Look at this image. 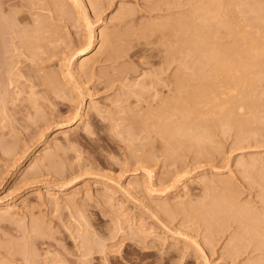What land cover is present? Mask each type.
Instances as JSON below:
<instances>
[{"label": "rangeland", "instance_id": "rangeland-1", "mask_svg": "<svg viewBox=\"0 0 264 264\" xmlns=\"http://www.w3.org/2000/svg\"><path fill=\"white\" fill-rule=\"evenodd\" d=\"M61 1V16L41 8V1L40 7H23L27 27L42 18L49 28L40 45H14L0 32V207L7 210L0 212V256L11 257L4 264H23L27 251L33 264H264L262 252L250 247L227 253L242 232L238 217L219 219L206 212L211 198L234 191L238 205L264 213V180H259L264 177L259 176L264 171V64L247 75L255 91L243 88L256 104L254 118L248 108L236 112L247 115L248 126L225 125L214 105L210 114V104L201 125L211 136L205 132L208 139L197 146L203 154L181 139L179 157L166 156L154 128L145 130L129 119L171 99L175 75L197 66L193 51V59L181 51L183 24L188 21L192 31L198 21L190 11L195 4L77 0L85 6L82 11L76 0ZM207 5L199 11H215L221 20L240 22V28L247 22L246 30L264 37V0ZM125 10L132 13L122 15ZM179 15L189 19L181 22ZM168 19L181 20L169 36L167 29L151 26ZM89 29L93 45L83 55L79 51ZM104 34L118 52L102 43ZM84 60L86 66L79 68ZM228 92L218 101L225 108L232 95L243 100L242 90ZM198 207L202 215L196 217Z\"/></svg>", "mask_w": 264, "mask_h": 264}, {"label": "bare ground", "instance_id": "bare-ground-1", "mask_svg": "<svg viewBox=\"0 0 264 264\" xmlns=\"http://www.w3.org/2000/svg\"><path fill=\"white\" fill-rule=\"evenodd\" d=\"M40 1L42 2L41 8L47 7L49 11L51 9H52V12L55 11L54 13L56 15L57 14L60 16L64 15V13H65V11L63 9L64 5L62 3L63 1H61V0H0V32L3 35H4V33H6V35L9 36L8 42L10 41L14 45H16V43H17V45L20 44L21 46L26 47V46L40 45L42 42H44L46 40L47 36L45 33L49 32V28L47 27V25H45L44 20L42 18L33 19L32 26L27 27V24L29 25L30 22H29V19L25 16L26 14L24 15L23 14L24 12H22L23 7H25V9H26V7L28 9H32V7L33 6L35 7V5H38L40 3ZM154 1H156V2H158V1H164V2L169 1V2H172V4L178 3V7H180L182 5L181 0H154ZM190 1H192V3L195 4L194 7L193 6L191 7L190 11L195 13L193 17H194V19H197L198 21L194 20L196 22V25H193L195 27L194 28L192 27V31H190L191 29L189 27L188 21H186V22L184 21L185 24L181 23L184 25L183 27L185 28V34L183 36L182 42L186 43L185 49H183L181 51H186V54H188V55L190 54L191 51H193V53H191V54H193V55H194V53L196 54V56L194 57V62L197 64V66L194 68V70L191 68L192 72H190L188 74L183 73V75H182V72H181V74H179L180 73L179 72L175 75V76H177V77H175L176 93L175 92H174L175 94L173 93L174 95L171 96V99H168L165 101L163 100L162 102H160L161 104L157 107L155 106V108L150 107L149 109H146V110L144 109V111L138 110L139 112L137 111V113H135L134 116H132V119L131 120L129 119V121H131V124H134V125L136 124V125H140V126L142 125V127L143 126L145 127V130H147L149 127L152 129L154 128L155 133H157L159 135L158 136L160 138V139L158 138L159 141H162V143L164 144L163 148H162V149H164V151H163L164 154H166V156H170V157L173 155H176V156L178 155V157H179V154H180L179 149L181 148V146L183 147V141L181 142L180 141L181 139L185 140V143L187 142V144L190 145L191 147L194 148V146H195L196 147L195 149L197 150L196 152L203 154V151L200 150L201 148L199 149V148H197V146L199 147V144L201 142L208 139L207 135L209 137L210 133L208 132L207 129H206L207 131H205V128H203L204 122L202 123L203 125H201V121L203 120L204 116H206L205 114H209V112L211 114L213 112L214 107L216 110H218V111L220 110V112H222L223 116H222L221 120L223 121V123L225 125H229L231 127L237 126L235 128H240V130H242L241 128L243 127V125L244 124L247 125L246 122L249 123L247 121L248 120L246 117L247 115L245 117H241V114H239L240 115L239 116V115H237L238 113H236V112L239 111L240 113H242V110H244V108H248V110L250 111V113H248V114L253 116V118L255 116L254 115L255 112L253 110H254L256 104L252 103L251 102L252 100L249 99V97L252 94H250V96H249V89L248 90L245 89V91L243 89L245 87L247 88V87L251 86L250 92L253 90L255 91V85L250 84V82L247 83V75L252 69H254V68L260 69V66L262 64H264V63H262V62H264V37H257L254 32H249L248 30H246L245 27L249 26V25H247V22L244 26H242L240 28L238 26V24H240V22L238 23L236 21V23H237L236 24V23H233L232 19L231 20L226 19V21H225V19L221 20L218 13H216L215 11H212L210 9L206 10L205 12L199 11L201 9V6H203L202 7L203 9L207 8L208 7L207 2H214V0H190ZM91 2H93V1H91ZM169 2H167V3H169ZM200 2H201V4H200ZM76 4H78V1ZM84 7L85 6H83V9H84ZM47 8H43V9H47ZM262 8H264V7H262ZM83 9L81 7L82 11H84ZM121 12L124 13L122 15H127V16H128V14L130 15L132 13V12L130 13L129 10H125V11H121ZM258 13H260V12H258ZM177 15H178V13H177ZM260 17H264V15H262ZM123 18H124V16H123ZM178 18L181 19L180 15ZM85 19L88 23L86 25V28H91L89 26L90 22H88L87 18H85ZM85 19H84V21H85ZM182 19L186 20V19H189V17L185 18V16H184V17H182ZM168 20L166 22H168ZM181 20H179V21H181ZM262 20H264V18H262ZM169 21L170 22L168 24L162 22L160 24H157V23L152 24L151 26L154 25L153 28H156V29L158 28V29H161L162 31L164 29L166 31V29H167L168 34L167 33H165V34L167 36H169L170 33L174 32L178 28V26H180L179 25L180 23H178L177 21H174V19L173 20L171 19ZM181 22H183V20ZM147 24H148V26H150L149 23H147ZM191 24H193V23L191 22ZM261 26H264V25L261 24ZM219 28H223V29H219ZM87 31H88L87 32L88 35L86 36V40H84L85 44H84L83 48L79 51V53L83 54V55L85 53H87L88 49L93 45V40H94V32H92L91 29H89ZM54 32H53V34L56 33V32L55 33ZM43 39H45V40L42 41ZM102 41H103L102 42L103 44L107 45L106 47H109L111 49V50L109 49L110 51L116 52L118 45L110 37L109 34L108 35L104 34ZM17 48H15V49H17ZM179 51L180 50H178L177 52H179ZM117 52H118V50H117ZM71 56H74V53L70 55V58H71ZM117 56H118V54H117ZM192 56H190V57L193 59ZM85 60L81 61V63L79 64V68L83 69V67L86 63ZM180 63H182V62H180ZM185 63H186V61L185 62L183 61L184 66H183V64H182V66L184 68L187 64V63L186 64ZM191 64H193V63H191ZM186 67H188V66H186ZM7 73H9V72H7ZM18 74H19V71H18ZM13 75H14V73H13ZM255 79H257V78H255ZM248 80H250V79H248ZM253 87H254V89H253ZM224 89L227 92L228 91L237 92V91L242 90L243 100H238V99L234 98V95H232L234 93H231L230 95H232V96L227 101L228 107L225 108L224 102L223 103L218 102V101H220V99L223 96H225L224 94H226V91H224ZM238 94H240V93H237V95ZM226 95H228V94H226ZM210 104L212 105V106H210L211 110L208 107V105H210ZM215 104L217 106H215ZM213 105H214V107H213ZM204 107H207L210 111L208 112V109L205 110L206 108H204ZM216 110H214V111H216ZM77 115H75V116H77ZM209 116H211V115H209ZM206 118H207V116H206ZM219 126H220V124H219ZM128 131H129V129H128ZM142 131H143V128H142ZM149 132H147V133H149ZM205 132L206 133L208 132V134L206 135ZM243 132H244V130H243ZM248 132H250V130ZM157 134H155V135L157 136ZM240 134H242V133H240ZM250 134L255 135L256 132L252 131ZM209 140H210V138H209ZM177 144L179 145V147ZM186 145L184 147L189 148V149L191 148L190 146L188 147ZM200 146H202V145L200 144ZM186 148H183V149H186ZM195 149H194V151H195ZM147 150L148 149H146L145 151H147ZM186 150H188V149H186ZM180 151L182 152V150H180ZM178 152H179V154H178ZM150 153L152 154V152H150ZM50 159L51 158H49V161H50ZM30 164H31V161L29 163H27V165H25L24 168L26 169V168L30 167ZM250 164L253 165L252 163H250ZM52 166H53V164H52ZM262 167H264V166H262ZM245 169H247V168H245ZM249 170L251 172V169H249ZM148 172L150 174V171H148ZM33 175H37V172H35V173L33 172ZM260 175H264V171H262V174H259V176ZM148 176H150V175H148ZM250 177H251V175H250ZM211 180L213 181L214 179H211ZM259 180L261 182V180H264V177L260 178ZM224 182L226 183L225 180H224ZM227 187H226L225 191L227 190ZM227 191H229V190H227ZM233 192H232V194L230 193L232 196L227 195V194L226 195L220 194L218 197H213V198L210 197L211 198L210 199V201H211L210 209H208L206 212H208V214H210L212 212L211 214L212 215L215 214V217H217L219 219L220 218L222 219V217L225 215H228L230 217L235 216V217L239 218V219L237 218V221L240 223L239 225H241L240 231H242V232L239 233L238 236L234 235V238L236 236L237 240H236L235 244L232 245V247H230V249H228V248H229V246H231V244L228 246V248H227L228 254H230V255L237 254L238 252L239 253L243 252L246 248L248 249L250 247V249L253 248V249H256L258 251L260 250L262 252V253L261 252L260 253L262 255H264V213L256 214L255 212L254 213L251 212L248 208L247 203L246 204L244 203V205H241V204L238 205L237 201L234 198L235 193L233 194ZM262 197H264V194H262ZM202 199L204 200V198H201L200 200H202ZM180 203H181V201H180ZM202 204L203 203H201V205ZM1 205L3 206L2 203H1ZM182 205H179V206L181 207ZM2 206L0 207V209H1L0 212L2 211L3 212L2 215H3V214H6L5 212L7 210L3 211L2 209L4 207L2 208ZM192 206L193 205H191V208H192ZM195 207H196V205H195ZM165 209H167V208H165ZM180 209H182V211L186 210L188 212V214H190V215L192 214L189 212V210L184 209V206H182ZM191 210L192 209H190V211ZM186 211H184L185 213L184 212L183 213L186 214ZM193 211H195L194 214L196 217L202 215L200 208L199 209L194 208ZM79 214H81V212ZM184 214H182V215H184ZM208 214H206V215L208 216ZM186 216H188V215H186ZM233 217H232V219H233ZM190 218H192V215ZM204 218H206V217H204ZM223 218H226V217H223ZM227 218H229V217H227ZM211 219L212 218H210V220ZM39 236H40V234H39ZM231 241H233V239H231ZM231 241H230V243H231ZM234 241H233V243H234ZM246 242H248V243H246ZM6 247H7V244H6ZM21 247L22 246H20L19 249H21ZM16 249H18V248H16ZM19 249H18V251H19ZM23 251H24V249H23ZM23 253H22V257H21V259H22L23 256L25 255V257L23 259L24 260L23 264H33V263H30V262L34 261V260L32 261V257H29L30 252L27 255H26V253L23 255ZM82 255L85 257L87 255L86 251ZM2 257H5V259H3ZM2 257L0 256V264H4L6 262V259H7L5 255H3ZM10 258L11 257H8V259H9V260L7 259L8 262L10 261ZM260 259H261V256H260ZM23 260H22V262H23ZM262 260H264V259H262ZM11 261H12V259H11ZM19 261H21V260H19ZM206 261L207 260H205V262Z\"/></svg>", "mask_w": 264, "mask_h": 264}]
</instances>
